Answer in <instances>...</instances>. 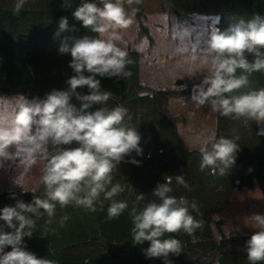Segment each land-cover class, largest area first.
Returning <instances> with one entry per match:
<instances>
[{
    "label": "clouds",
    "instance_id": "1",
    "mask_svg": "<svg viewBox=\"0 0 264 264\" xmlns=\"http://www.w3.org/2000/svg\"><path fill=\"white\" fill-rule=\"evenodd\" d=\"M26 2L16 0L14 11H21ZM134 2L139 0H82L73 16L94 36L61 37L62 33L76 30L70 27L67 17H61L54 38H60L59 54H70L68 66L74 73L66 80V90L53 89L44 99L29 100L21 95L15 103L0 97V168L16 164L22 171L14 184L25 193H33L27 203L12 194L14 206L0 209V264H55L26 250L24 238L34 233L33 217L46 214L51 224L57 205L63 209L74 204L96 212L97 204L102 210L104 201H110L109 219L128 209L126 201L115 199L125 189L120 183L113 184V172L122 162L140 165L132 153L143 155L142 138L137 127L125 123L128 110L124 106L102 107L111 93L101 90L97 77L131 75L126 71L131 61L122 31L133 24V15L126 11L125 3L130 6ZM190 36L187 29L180 27L173 38L178 41L177 53L189 65L187 76L203 74L201 82L192 87L191 102L199 107L208 104L211 112L233 120L264 123V87L251 88L249 79L253 73H264V17L240 18L224 30H212L204 47L199 39L189 40ZM249 55L253 57L251 61ZM85 87L87 94L77 91ZM245 88L248 90L233 94ZM73 96L81 102L79 108L70 102ZM94 105L101 107L90 110ZM198 151L200 170L223 176L235 165L240 145L235 139L213 135L200 142ZM38 160L43 162V197L22 185L24 174ZM175 179L189 188L182 176ZM172 180V176L165 175L164 182L157 183L151 192L156 199L142 208L134 206L129 213L135 244L148 242L143 249L145 257L162 258L164 264H172L169 256L182 252L180 241L165 235L180 231L190 234L201 227L189 211L197 208L195 201L170 195ZM136 200L137 204L145 200L144 193ZM69 218L61 217V227ZM246 219L250 222L247 226L256 230L245 243L247 260L249 264H264V214L254 213ZM8 247L11 250L5 251Z\"/></svg>",
    "mask_w": 264,
    "mask_h": 264
},
{
    "label": "trees",
    "instance_id": "2",
    "mask_svg": "<svg viewBox=\"0 0 264 264\" xmlns=\"http://www.w3.org/2000/svg\"><path fill=\"white\" fill-rule=\"evenodd\" d=\"M164 2L155 13L147 12L144 0L128 6L126 11L133 15V24L122 31V37L131 61L126 71L131 75L126 78L97 77L101 80V90L111 93L102 107L124 106L128 110L125 123L137 127L142 138L143 155L132 153V157L141 161L140 165L122 162L113 172V184L120 183L125 189L115 199L126 201L128 209L119 217L109 219L110 201H104L103 209L100 210L97 204L96 212L74 204L63 209L57 205L51 224L47 223L46 214L38 219L33 217L36 227L30 238H24V245L39 258H47L55 264H85L86 261L87 264H164L162 258L145 257L143 249L148 247V242L135 244L129 213L134 206L142 208L149 200L156 199L152 190L157 183L164 182L165 175H170L173 178L170 195L183 196L190 203L195 201L197 208L189 211L201 223V227L190 234L180 231L165 235V238H176L182 246L178 256H169L172 264H217V260L219 264H249L245 243L252 234L231 231L228 235L222 233L218 240L214 226H219L220 222L214 215L229 204L237 189L257 185L264 196V123L233 120L215 113V137L235 139L240 151L227 174L222 176L217 172L213 175L207 169L201 171L198 149H187L183 144L177 130L180 118L168 108L169 96L186 89L161 90L149 86L141 80L140 66L142 56L151 52L156 35L174 37L178 28L183 27L209 37L212 30H224L240 18L264 17V0ZM81 3L82 0H27L17 13L14 11L16 0H0V95L44 99L53 89H67L66 80L74 74L68 66L71 56L59 54L60 38H54V33L61 17H67L70 27L74 26L76 30L62 33L61 37L95 35L73 16ZM248 59L251 61L253 57L249 55ZM249 79L251 88L264 87V73H253ZM77 91L88 93L86 87ZM70 102L80 107L81 102L75 96ZM99 107L94 105L90 110ZM177 175L184 178L190 190L176 182ZM34 193L43 197L42 183ZM140 193H144L145 200L137 204L136 197ZM12 194L26 203L33 198L31 192L2 190L0 209L6 205L14 206ZM65 215L70 218L61 227L60 219ZM10 250V247L5 249Z\"/></svg>",
    "mask_w": 264,
    "mask_h": 264
},
{
    "label": "crops",
    "instance_id": "3",
    "mask_svg": "<svg viewBox=\"0 0 264 264\" xmlns=\"http://www.w3.org/2000/svg\"><path fill=\"white\" fill-rule=\"evenodd\" d=\"M190 32V31H189ZM191 36L189 40L195 42L199 39L201 47L205 46V41H207L208 36H202L196 32H190ZM178 47V41L173 37H160L155 36V43L152 47L149 55L143 56L140 66V77L144 74L153 76V80L147 82L146 80L142 82L155 87L156 89L166 90V89H179L184 90L178 95H171L168 98V108L170 110V98L179 97L178 107L180 109L190 110L192 117L197 116V111L199 110L200 119L202 116L208 117L205 112L211 113L210 106L205 108L204 106L199 107L194 105L191 102V99L187 98V91H191L194 84H198L203 79L202 73H197L194 77H188L189 65L184 62V56L177 53L176 48ZM142 79V78H141ZM189 89V90H188ZM189 114V115H190ZM175 117L180 119L177 122V127L181 121L187 122L185 117L181 114H173ZM190 118V117H189ZM196 118V117H195ZM198 118V117H197ZM210 118V117H209ZM192 119V118H190ZM199 120V118L197 119ZM199 122V121H198ZM42 164V166L40 165ZM43 168V162L39 161L32 166L30 170L24 174L22 185L24 187L31 186L32 183H35V186H32L29 191H35L38 187L41 177V169ZM22 169L18 170L16 164H6L3 168H0V191L2 190H16L23 192V190L14 184V179L17 178ZM33 177L35 180L33 181ZM30 182V183H25ZM25 189V188H24Z\"/></svg>",
    "mask_w": 264,
    "mask_h": 264
},
{
    "label": "rangeland",
    "instance_id": "4",
    "mask_svg": "<svg viewBox=\"0 0 264 264\" xmlns=\"http://www.w3.org/2000/svg\"><path fill=\"white\" fill-rule=\"evenodd\" d=\"M164 0H144V6L149 13L158 12L159 9L164 6ZM128 6L125 3L126 10ZM206 45V41L204 43ZM143 57V56H142ZM143 81L150 82L154 78L151 75H147L143 73L141 77ZM187 98L190 99L191 91H187ZM0 97H8L10 102L15 103V101L20 99L19 97L14 96H4L0 95ZM29 100L37 99V98H29L25 96ZM179 97H171L170 98V112L172 114H181L185 117L187 122L181 121L179 123L177 130L179 132V136L186 146L187 149L197 148L200 142L209 136H215L216 132V116L215 113L211 112L210 114L205 112L208 117L200 116L198 114L200 111H197V116L192 117L189 113L190 110L180 109L178 107ZM210 105L205 104L204 107L208 108ZM190 114V115H189ZM192 119H190V118ZM199 120H197L198 118ZM210 117V118H209ZM199 121V122H198ZM13 165V164H12ZM42 166V164H40ZM35 166V165H33ZM35 177H33V181ZM30 183V182H25ZM32 186H35V183H32L31 186L24 187L25 189H30ZM254 213L264 214V196L257 185L253 187H243L242 189H237L234 191L233 197L229 204L220 212L214 215V219L219 221V226H214V235L215 238L220 240L221 234L228 235L231 231H236L242 234H253L256 230L247 226L250 222L247 221L246 217L250 216Z\"/></svg>",
    "mask_w": 264,
    "mask_h": 264
}]
</instances>
